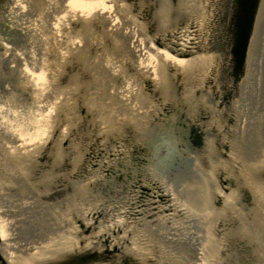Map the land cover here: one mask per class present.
Masks as SVG:
<instances>
[{"label": "rangeland", "instance_id": "obj_1", "mask_svg": "<svg viewBox=\"0 0 264 264\" xmlns=\"http://www.w3.org/2000/svg\"><path fill=\"white\" fill-rule=\"evenodd\" d=\"M119 3L126 13L114 11L120 26L115 30L123 35L113 38L105 33L111 30L109 22L98 15L84 20L74 18L75 24L71 22L73 10L65 7L68 1L61 4L59 0H0V107L10 110L8 121L14 122L13 117H20L22 132L16 144L31 136L44 149L31 156L29 172L21 173L22 165L16 163L21 171L10 176L6 173L9 166L0 165V172L4 171L0 173V182L15 181L12 188L25 182L36 184L43 179L37 177V171L44 173L49 184L40 189L43 195L40 219L26 212L28 209H15V215L6 216V220H12L18 227L13 231L11 227L8 229L13 233L11 241L16 243L15 254L21 258L19 264H32L31 258L54 251V245L66 240L62 231L70 228H66L67 220L74 215L84 216L87 224L94 222L93 218H87V213L98 211L99 203L84 208L87 203L77 201L88 200L90 190L99 196L104 190L107 202L114 201L119 206L132 198L129 217L151 220L155 214L163 216L165 224L160 225L159 232L166 231L172 223L183 228L184 224L177 222L185 217L168 206L163 182L172 184L182 200L199 209L191 217L189 226L193 231L212 225L217 237L226 236L219 253L226 258L224 262L264 264V210L261 211L260 202V197H264V156L249 157L254 154L251 146L255 144L264 155V0L260 3L251 60H248L254 75V82L246 81L251 93L242 91L250 68L236 77L220 61L209 70L194 68L192 73H208L196 77L166 65L163 70L168 77L169 91L164 92V86L156 87L155 79L148 74L152 67L142 43L161 38L167 29L181 30L182 21L175 25L170 21L171 27L165 24L168 17L160 8L168 0H120ZM127 15L142 25L141 31L135 32L134 22L126 21ZM65 23L70 30L67 36L62 28ZM158 41L164 46H159ZM158 41H153L156 47L180 56L171 44ZM71 45H75L73 50ZM122 89L130 98L120 94ZM228 90L230 95L224 99ZM235 100L244 102L243 116ZM45 111L49 114L48 125L40 133L39 122ZM243 117H251L254 131L247 132L245 144H239ZM95 118L101 121L97 132L91 125ZM193 127L201 133V143L195 142ZM53 130L54 149L49 151L47 141H39L49 137ZM0 138L9 148L15 145L14 140ZM4 148L0 144V154ZM15 151L10 153L15 156ZM74 153L77 158L73 157ZM45 154L52 155V160H47ZM56 159L58 163H54ZM96 172L102 175L94 176ZM66 183L71 185L66 187ZM74 183L78 186L74 190L76 208L73 210L74 204L63 200L70 197L66 188L72 192ZM85 183L90 186L79 194V184ZM57 185L61 193L52 198L50 195ZM233 189H237V197L228 200L226 195ZM8 192L14 194L10 188ZM26 195L33 196L28 190ZM203 199L207 202V212L204 211L207 215L198 207ZM1 204L7 205L0 200ZM170 213L174 214L166 220ZM204 216H212L213 222L204 224L208 219ZM16 218L25 221H16ZM102 221L101 217L99 222ZM142 224L143 221L133 226L140 229ZM74 225L76 229H70L80 231L82 237L88 236L79 224L74 222ZM108 232L117 243L120 236L125 237L120 239V244L130 247L133 253L136 249L142 252L139 258L144 262L159 256L168 260L158 254L162 251L158 249V240L148 230L142 236L145 241L142 250L137 234L131 232V238L127 233L117 232L115 236ZM64 250L68 249H59ZM182 253L176 252L178 256L172 261L180 263Z\"/></svg>", "mask_w": 264, "mask_h": 264}, {"label": "bare ground", "instance_id": "obj_2", "mask_svg": "<svg viewBox=\"0 0 264 264\" xmlns=\"http://www.w3.org/2000/svg\"><path fill=\"white\" fill-rule=\"evenodd\" d=\"M59 1L61 2V4H64L65 1H68V4H66L67 6L65 5L64 6L66 8H69V10H73L71 13L72 15L70 17L71 22L74 23V18H78L79 20H84L90 15H95L96 17L98 15L99 18L101 19L103 18L106 21H108L110 24L109 26H111L109 27V30L111 29L110 32L107 30L105 33H109V35L112 36L113 38H117L118 36H120V34L123 33L119 30L118 31L115 30V28H118L117 26L119 25H118V22H116L117 18L114 15V11L118 12L119 10V13L121 14L122 12L126 13V11L123 9L124 8L123 5L119 3L120 0H59ZM221 2L222 0H168V3L164 4V7L160 8V12H162L163 15L164 14L167 15L168 17L165 19L166 25H168L170 21L171 22L174 21L173 22L174 25L178 23V21H182L183 25L181 27V30L172 31V30L167 29L164 31V34L160 35L161 38L154 37L153 39L154 40L157 39V41L158 40L165 41V43H167L166 45L171 44L173 51H176L178 55L180 56L182 55L184 57L172 55L166 49L156 47L153 42L154 40H151L150 42L147 41V44L145 43L146 45L145 44L143 45L142 43V46L146 47L145 51L143 52L148 53L149 60H150V67H152V68H149L150 73L148 74L151 75L155 79L154 82H155L156 87L158 86L159 88H162L164 86L163 88L164 89L166 88L164 92L169 91L168 87L170 86L168 85V81H166L168 77L166 76L167 74L164 73V70H163V67H166V65L168 67L174 66L176 69H178V71L182 70L183 72H185L183 73L185 75L188 74L190 77L191 76L196 77V76H207L208 73H192L194 68L198 70L200 69L201 71L206 68L209 70L210 68L212 69L214 67V64L216 61H220L226 66L230 64L231 62L230 47H228V44L226 42L228 41L227 37L223 35H218L217 32H215V29L212 30V27L216 25L215 21H217L219 18L218 15H220L222 12L221 9L223 7H222ZM88 9H89V12H88ZM169 14L171 15L170 18H169ZM126 21L128 23L134 22L135 32H137V30L138 31L142 30V25L138 23L136 19L133 18L131 15H127ZM67 25L68 24L65 23L63 24V27H62L66 30L65 31L66 36L68 32L70 31V30H67V27H65ZM217 30L218 29H216V31ZM194 36L196 37L194 38ZM213 39H215V43H218L216 45L219 46V44H222V48L220 49L219 47H217V50L215 53L213 51L212 52L210 51L212 50L211 45L215 44L212 41ZM74 46L75 45H71L70 48H72L73 50ZM162 46L164 45L162 44ZM199 49L202 52L200 51L198 53ZM186 54L190 56L185 57ZM249 59L251 60V57H249ZM249 68H250V64H249ZM251 71L252 70L250 68L249 72L246 73L245 83L247 80H248V83H250V81L254 82V80H252L254 78L253 77L254 75L253 74L251 75ZM259 77L257 78V80L259 79ZM30 81L31 83L33 82L31 78L29 79V82ZM246 84L244 85L245 90H242V91L251 93V90H250L251 87H248V84L247 85ZM256 84L259 87L260 85L259 81H257ZM34 85L36 86L37 84L34 83ZM126 92L127 91L125 89L120 90L121 95L130 98ZM128 92H131V90H129ZM42 94L44 95V91L42 92ZM121 98H124V97H121ZM235 103H236L235 106L236 108H238V112L240 116H243L245 114L244 102L242 100H235ZM9 111L10 110H7V109L4 110L2 107H0V137L5 136L7 140L9 139V141L14 140L15 145L12 148L16 150L15 151L16 153H15V156L12 155L10 152L14 150L11 147L9 148L8 147L9 145L5 144L6 142H4L3 138H0V144L5 147L3 150H1L2 155L0 154V165L9 166V169L6 173H8V175L10 176H15L17 173L21 171V168L17 166L16 163H19L20 165H22L21 173L23 172L25 173L27 171L29 172L31 169L28 164V161L31 159V156L33 157V155H35L36 153H42L44 149H43V146L40 147L39 144L33 142L31 139V136L23 138L22 140H20L21 142H19V144H16L17 139H18L17 137L22 132V128L20 127L21 121H19L20 117L18 118L13 117L11 120H15L14 122L8 121L7 119H10L11 117V115H9ZM42 118L43 119H41L39 122V126L41 129L40 133L43 131L42 129L43 128L45 129V127L48 125L49 114L45 111L43 113ZM28 119H29V116H28ZM91 125L93 126L94 131L97 132L100 128L101 121L95 118L94 122L93 120H91ZM240 126H241V134L239 136L240 140L238 143L240 144L242 142L245 144V141L248 135L247 132L252 133L254 131L252 129L253 124H252L251 117H247V118L243 117ZM107 131H109V129L106 128L105 133H106V136L109 137L110 134L107 133ZM53 133H55L54 130L50 132L49 137H47L46 139H41L39 141V143H41L42 141H47L48 144H47L46 149L47 150L49 149V151L54 149V147L52 146ZM122 134L123 133L121 132L120 135L118 136L121 138ZM251 149H252V153H254V154H249V157L251 159L261 158V156H264L262 155L261 150L258 149L256 144L254 146L252 145ZM60 154H61V151L59 150V155ZM12 157H13V160H11ZM73 157L77 158V156H75V153ZM45 158L47 160H50V159L52 160L53 157L46 155ZM58 161L59 159H56L54 163H58ZM51 163L52 165H54L53 161ZM23 170H26V171H23ZM35 174L36 175L38 174L37 177L43 178L38 181V183L40 182L39 184L40 187L37 184L33 183L31 185V183L25 182L22 186H16L17 185L16 184L15 185L16 188L14 187L12 188L15 181H9L8 184L5 182L3 183L0 182V200L4 201V203L7 204V205H4V204L0 205V235L2 239V243L0 244V249L5 259L7 260L8 264H19L21 258L15 254L14 248H15L16 243L14 245V242L11 241L10 237H11V234L13 233H10L9 232L10 229H8L11 227L13 231L18 227L16 226V224L14 225L12 220L11 221L8 219L6 220V216L8 217V216L15 215L16 214L14 212L15 209L16 210L28 209L29 214L31 215L36 214L35 210H32V207L28 208V206L32 205L33 200L36 199L34 197H36L37 195L33 194V196H27L26 192L27 190L30 191V193L36 192L39 197L40 196L39 191L41 189V186L42 185L49 186V184L46 181V176L44 175V173L36 171ZM101 175L102 173H97V172L94 174V176H101ZM91 179L92 177L89 176V180ZM88 183L79 184V188L77 189L79 191V194L84 193V190L88 189V186H90ZM74 185L75 187L78 186L77 183H74ZM162 185H163L162 187L164 189V193L167 195V199L169 201L168 206L172 209L173 212L183 214L185 217V219L177 222V224H180V225L184 224L185 226L183 225V228L179 226H175L173 225L174 223H172V225H168L166 227V231L161 230V232H159L160 225L165 224V220L163 219V216H158L159 214L157 215L155 214L154 215L155 218H152L151 220H148L147 218H144V217H140V218L136 217L137 219L135 217H129V214L132 213L131 210H129V206H130L129 204H131V200H132L131 198L130 201L125 202V205H122V206L117 205L114 201L103 203V206H101V208L103 209L106 220L102 221V224L99 227L100 228L99 233H102V231L103 233L108 232L112 229L116 230L117 227H121L123 229V232H122L123 234L127 233L128 236L131 235L130 234L131 232H133L134 235L137 234V236L139 237L138 238L139 239L138 243L140 246L139 249L142 250L145 248L143 247L145 244V241H143V238H142V236H144L143 233L146 232L147 230L150 231L151 235H154L158 240V244H157L158 249L162 250V251H159L160 253L158 254L162 256L165 255L166 257L165 256L164 257L168 259V260H163L159 256L158 257L159 258L158 260L160 261L159 264H229L228 261L224 262L225 261L224 259L226 258L219 256V253L222 250L221 246H223V244L225 243L224 240H226L225 238L226 236L217 237L215 235L212 225L209 227L207 226L205 228L201 226V228L198 229V231L197 230L193 231L189 226L191 224L190 223L191 217L195 216L196 212H198L199 209L195 208V206H193L191 202L182 200L178 192L176 191L175 187L169 182L168 183L163 182ZM9 188L14 192V194L8 192ZM55 190L57 191V188ZM237 192H238L237 189H233L230 193L226 195L227 199L228 200L236 199L237 194H238ZM89 193H90V197H88L87 204L90 203V205L88 206H91V205L93 206L98 203L100 204V202H97V201H100V200H97L98 194H96L95 192H94L95 194H93L92 190H90ZM261 201L263 205V207L261 208V211H263L264 210V197L263 198L260 197V202ZM99 204L97 206H99ZM206 205H207V202L205 199H203L202 204L198 206L201 209L200 211L201 213L202 212L204 213V211L207 212ZM88 206L84 208H88ZM28 210H26V212H28ZM160 210H161V206L158 207V211ZM173 214L174 213L168 214L167 217H165V219L167 220V218H171L168 216H172ZM204 215H207V214L204 213ZM24 218H21V219L16 218V221L18 220L25 221ZM133 218H135V220H132ZM204 218H208L204 220L206 221L204 224L213 222L212 216H206V217L204 216ZM142 221H143V224H142L143 227H140L141 230L139 229V226L138 227L133 226L134 224L140 225ZM153 225L159 226V227L156 228ZM145 227H148L149 229H146ZM62 234H65L64 237H66V240H62L58 243V244H61L62 247H65L67 249V248H71L77 245L78 240L76 239V236L74 235L75 233L73 230L67 228L65 231H62ZM132 237L133 236L131 235V238ZM123 238L125 237L120 236L119 244H120V239H123ZM58 244L54 245L55 250L51 251L50 253L57 252L59 251L60 248H62L61 246L59 248ZM175 247L178 249L175 250ZM124 249H125V252H127L128 250L129 253H132V255H134L135 253V254H138V256L141 255L140 257L143 256V253L138 252L137 249L136 251L134 250V253L130 247L124 246ZM176 252L177 253L183 252L182 254H184L183 256H181L182 260L180 263L172 261V259L178 256ZM45 256L47 255H41L39 257L44 258Z\"/></svg>", "mask_w": 264, "mask_h": 264}, {"label": "water", "instance_id": "obj_3", "mask_svg": "<svg viewBox=\"0 0 264 264\" xmlns=\"http://www.w3.org/2000/svg\"><path fill=\"white\" fill-rule=\"evenodd\" d=\"M222 12L216 22V25L212 27V30L215 29L218 35L226 36L228 41V47H230V64L226 68L233 70V73L236 77L244 75L247 71V67L249 68L248 60L251 53L252 48V39L253 33L256 26L257 15L260 9L261 0H222ZM218 22V23H217ZM216 29H218L216 31ZM215 43V39L212 40ZM160 46L161 43L158 42ZM218 43L211 45V52L214 53L217 50V47L222 48V44L216 45ZM198 51H201L200 49ZM207 52V51H206ZM189 57L190 55L186 54L185 57ZM179 57H183L182 55ZM230 95V90H228L224 94V99H227ZM192 132L195 134L196 143L202 142V135L196 129L192 128ZM65 183V182H64ZM70 183H66L65 186L68 187ZM71 185V184H70ZM57 188V191L55 190ZM53 189V193H51L50 197L55 198V196L60 195L59 186ZM76 187H73L69 191L66 188L67 195L70 197L63 200L64 203H71L73 205V210L76 208L75 194L74 190ZM59 192V193H58ZM95 192V191H94ZM104 190H101L100 196L98 195V199L100 200V206H98V211H89L87 213V218H93V223L87 224L85 223V217H80L79 215H74L73 219H70L67 227H72L76 229L74 222L80 225V228L83 229V232L87 234V237H82L80 231H74L75 236H80L78 239V243L76 246L71 248H67L68 250L57 251L53 253H49L44 258L37 257L31 258L32 264H159L158 259L151 260L149 262H144V259L136 257V255H132V253L125 252L124 245H121L116 242L115 238L109 232L98 233L100 229L98 224L100 218H103V221L106 220L104 216L103 206L104 202H107L106 195L103 194ZM40 196H36V199L33 200V204L30 206L32 210H35L36 214H30L36 219L41 218L40 207L43 204V195L39 193ZM47 194V193H46ZM80 198V197H79ZM38 199V201H37ZM77 201H85L87 198H80ZM93 201V200H91ZM60 203V202H59ZM90 203L87 204V206ZM75 207V208H74ZM102 210V211H101ZM29 211V210H28ZM102 224V223H101ZM69 228V229H70ZM72 230V229H71ZM110 232L113 235L117 236V232L122 233L123 229L121 227H117L116 230L112 229ZM118 239V237H117ZM89 240V241H88ZM88 241V242H87ZM2 243L1 235H0V244ZM135 254V253H134ZM156 260V261H155ZM0 264H8L5 259L1 249H0Z\"/></svg>", "mask_w": 264, "mask_h": 264}, {"label": "flooded vegetation", "instance_id": "obj_4", "mask_svg": "<svg viewBox=\"0 0 264 264\" xmlns=\"http://www.w3.org/2000/svg\"><path fill=\"white\" fill-rule=\"evenodd\" d=\"M48 152V151H47ZM47 154H45V156H46ZM49 156H52V155H49ZM0 173H4V171H1ZM38 186H40L38 183H36ZM32 194H36V195H38L36 192H31ZM39 193H41V191H39Z\"/></svg>", "mask_w": 264, "mask_h": 264}]
</instances>
